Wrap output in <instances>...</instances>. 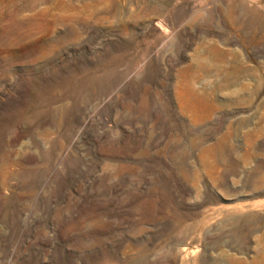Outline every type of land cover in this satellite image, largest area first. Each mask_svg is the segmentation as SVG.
Here are the masks:
<instances>
[{"label": "rangeland", "instance_id": "obj_1", "mask_svg": "<svg viewBox=\"0 0 264 264\" xmlns=\"http://www.w3.org/2000/svg\"><path fill=\"white\" fill-rule=\"evenodd\" d=\"M0 264H264V0H0Z\"/></svg>", "mask_w": 264, "mask_h": 264}]
</instances>
